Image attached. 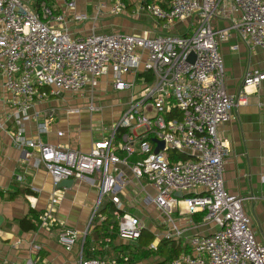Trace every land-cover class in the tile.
Segmentation results:
<instances>
[{"label":"built area","instance_id":"built-area-1","mask_svg":"<svg viewBox=\"0 0 264 264\" xmlns=\"http://www.w3.org/2000/svg\"><path fill=\"white\" fill-rule=\"evenodd\" d=\"M88 1L91 18L75 12L74 0L65 1L60 11L44 0H0V132L16 150H27L31 166L46 171L54 185L97 176L98 198L89 224L104 199L119 208L123 179L118 168L127 166L135 180L152 188L150 199L167 219L177 209L180 215L200 213L202 222L216 227L209 235L187 238V251L157 264H264V245L255 238L243 199L224 189L230 152L217 137L218 126L231 120L236 104H244L248 90L264 82V72L247 70L238 96L229 95L219 45L234 32L250 49L264 51V0H138L137 14L157 21L162 31L185 24L184 33L107 35L92 28L73 37L67 21L119 16L126 7L122 0ZM229 11L237 16L228 17ZM225 17L228 27L220 28L217 22ZM109 76L106 86L128 96L108 133H101L87 152L44 143L59 108L39 110L37 105L81 97L89 114L99 113L96 89ZM79 112L65 110L67 115ZM56 203L53 198L38 217L37 228L55 224ZM141 230L136 217L119 216L120 239L136 240ZM85 235L64 228L57 241L71 251L78 240L83 246ZM181 237L182 231L173 228L162 239ZM79 264L108 262L85 258L81 248Z\"/></svg>","mask_w":264,"mask_h":264},{"label":"crops","instance_id":"crops-1","mask_svg":"<svg viewBox=\"0 0 264 264\" xmlns=\"http://www.w3.org/2000/svg\"><path fill=\"white\" fill-rule=\"evenodd\" d=\"M67 0H53L57 11L64 8ZM112 1V0H106ZM126 7L119 16L104 14L98 20H86L82 23L67 21L66 28L73 37H82L92 31L99 34H141L155 31V33L183 34L185 24H176L167 31H162L160 24L149 16L137 14L138 0H122ZM151 1V0H148ZM75 12L93 16L88 0H74ZM230 12V11H229ZM237 16L231 11L228 17ZM225 17L217 22L220 28H227L229 18ZM153 33V32H152ZM236 46V50L232 47ZM219 54L223 61L225 88L229 95L238 96L243 76L247 70L264 72V51L259 48L250 49L234 32L219 45ZM103 82H110V76L103 78ZM109 88V87H108ZM107 91L105 88H100ZM98 93V91L96 90ZM114 98L123 100L119 108L113 106V112L105 113L102 107L99 113H85L83 117L70 120L65 110L60 109L53 120L49 134L42 137L44 143L68 146L73 150L87 152L101 133L107 134L109 125L115 121L124 105L127 93L115 94ZM71 100L65 101V103ZM244 104H236L229 122L220 124L217 128V137L229 150V156L223 170L224 189L233 196L243 199V208L248 216L256 240L264 245V82L256 89L248 90ZM45 102V101H44ZM64 102V101H63ZM41 102L37 105L39 110L55 107ZM85 110V109H84ZM79 114V113H78ZM32 124H30V128ZM102 127V131L96 129ZM57 131H63L62 137H56ZM27 150H16L7 136L0 132V264H79V253L82 248L81 240L71 251H66L57 241L58 233L64 228L75 230L83 235L91 232L89 220L92 209L98 198L99 181L97 176L73 180L70 188H57L51 176L42 168L31 166L32 158L25 156ZM36 152H32L35 158ZM122 187L120 189L119 208L106 198L104 204H111L116 210L131 214L142 225V236L136 240H123L116 234L107 246H104L105 256L102 260L111 264L117 257L127 254V249H150L151 244L163 240L162 236L173 228L182 231L183 242L194 235H209L215 231L212 224L202 222V214L180 215L174 209L170 218L155 206V209L146 213L145 204L139 201V193L149 190L152 197L154 191L143 181L135 180L127 166H120ZM20 177L21 181L17 178ZM29 190L31 194H26ZM10 194H16L9 200ZM53 198L57 203L53 206L52 216L55 220L53 226H44L34 231H22L18 221L28 217L30 211L38 217L50 207ZM148 202V203H149ZM119 218V217H118ZM149 237L152 240L144 245ZM182 243L181 245H183ZM38 248V249H36ZM89 250V249H88ZM154 251V250H152ZM156 251V250H155ZM183 251L179 252L181 254ZM178 254V255H179ZM91 258V256H89ZM99 258V256H96ZM167 257L149 256L135 264H157Z\"/></svg>","mask_w":264,"mask_h":264},{"label":"trees","instance_id":"trees-1","mask_svg":"<svg viewBox=\"0 0 264 264\" xmlns=\"http://www.w3.org/2000/svg\"><path fill=\"white\" fill-rule=\"evenodd\" d=\"M48 5H51L53 0H44ZM1 193V192H0ZM26 194H31L29 190L25 191ZM16 194H10L9 200L14 199ZM121 211L116 210L111 204H104L98 210V217H95L92 223L89 225L91 232L85 235L82 253L85 258H94L99 256L102 258L105 256L104 246H107L110 241L114 238V234L117 232L118 227V217L121 215ZM99 215L103 219L99 220ZM38 215L30 211L28 217L19 220L18 224L22 231H34L37 229ZM142 232L139 236L141 238ZM152 240V237L146 239L143 242L144 245H147ZM181 239H170V240H161L157 244L156 251L150 249H127V254H123L126 260H123L122 257H117L115 264H135L148 258L149 256L156 255L160 257H167L166 260H170L178 256L179 252L182 251L181 248ZM89 249V250H88ZM187 251V250H186Z\"/></svg>","mask_w":264,"mask_h":264},{"label":"rangeland","instance_id":"rangeland-1","mask_svg":"<svg viewBox=\"0 0 264 264\" xmlns=\"http://www.w3.org/2000/svg\"><path fill=\"white\" fill-rule=\"evenodd\" d=\"M100 88H105V89H107V91H102V90H100ZM96 90L98 91V94L99 95L96 94V96H95V102H98L100 104V106H102V107H109V108H106L107 110H105V113H108L109 114L110 111L112 113L114 110L111 107L118 106L117 108H119V106L122 105L123 100L122 99H119V98H114L115 95L106 86V82H103V84H100V86ZM43 103H44L43 105H45V106H48V104L53 105V106H56V107L58 106L62 110H65L67 108L80 109L79 114H77L76 116H71L69 118L71 121L72 120H76L78 118L80 119L87 112L86 110H84V109H86L85 102H84V100L81 97H77L76 99H73V100H71L68 103L62 102L61 100H58V99H55V98H50L49 100H47V101H45ZM139 195H140L139 196V201L141 203H144L145 204V207L144 208L146 209V213H149L152 210H156L155 209V206L153 205V203H151V202L148 201V199H150L152 197V195L149 192V190L142 191L141 193H139ZM181 243H184L181 246L182 251L184 252V251L187 250V245L185 244V241L184 242L182 241Z\"/></svg>","mask_w":264,"mask_h":264},{"label":"water","instance_id":"water-1","mask_svg":"<svg viewBox=\"0 0 264 264\" xmlns=\"http://www.w3.org/2000/svg\"><path fill=\"white\" fill-rule=\"evenodd\" d=\"M193 56L190 55V61H192ZM160 148H162V143ZM158 150V148L155 150V152ZM73 185V180L72 179H64L61 180L59 183H57V188H70ZM175 197L178 198L180 197L178 193L175 194ZM2 222V218L0 217V224Z\"/></svg>","mask_w":264,"mask_h":264}]
</instances>
